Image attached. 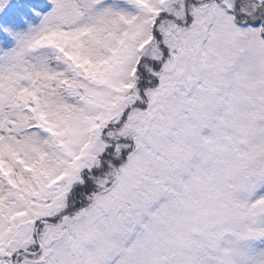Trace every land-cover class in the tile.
<instances>
[{
  "label": "snow or ice",
  "instance_id": "obj_1",
  "mask_svg": "<svg viewBox=\"0 0 264 264\" xmlns=\"http://www.w3.org/2000/svg\"><path fill=\"white\" fill-rule=\"evenodd\" d=\"M0 264H264V0H0Z\"/></svg>",
  "mask_w": 264,
  "mask_h": 264
}]
</instances>
